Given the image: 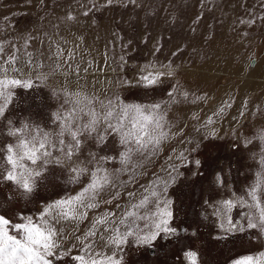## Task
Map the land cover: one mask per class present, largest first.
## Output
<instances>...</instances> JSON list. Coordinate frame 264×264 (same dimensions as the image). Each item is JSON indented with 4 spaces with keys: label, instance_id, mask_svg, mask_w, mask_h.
Segmentation results:
<instances>
[{
    "label": "rangeland",
    "instance_id": "374dc122",
    "mask_svg": "<svg viewBox=\"0 0 264 264\" xmlns=\"http://www.w3.org/2000/svg\"><path fill=\"white\" fill-rule=\"evenodd\" d=\"M261 3L262 0H136L135 4L114 0L112 5H106L105 0H43V3L40 0H2L0 3V44L5 48L4 56L11 51V41L21 46L19 56L27 59L22 47L25 38L35 34L46 40L45 33L53 35L59 30L69 42L66 49L78 45L76 60L81 59V49L85 54L83 60L95 57L92 78L99 76L98 87L102 92L108 95L118 93L128 103H159L162 111L166 109L165 118L169 122L184 127L186 137L192 143L182 144L178 142L179 138H174L165 152L149 166L150 174L141 183L152 179V172H160L165 164L171 163L166 158L175 155L170 150L172 146L177 152L195 147L189 158L199 159L202 166L198 169L181 168L184 175L178 178L170 194L176 201V223L190 226L185 235L191 238V244L189 246V240L185 239L180 247L196 251L198 264H234L245 256L256 258L264 252V235L258 229L246 227L245 212L248 209L239 203L231 211L224 209L226 199L236 201L243 197L251 203L247 193L254 186L258 189V196L264 193V165L261 164L264 157V88L249 93L244 86L246 83L264 86V78L260 77L264 66V20L258 19L253 27L239 23L240 19L264 14ZM85 11L89 13L87 16L83 15ZM68 14L76 19L68 21ZM114 33L121 38L115 40V47L110 43L114 40ZM80 36L84 37V43L78 40ZM60 43L63 45L62 40ZM158 45L161 52L152 55ZM36 47L46 50L47 44L41 46L34 41L29 50ZM105 52L109 66L100 71ZM121 55L127 61L123 69L119 67ZM2 59L0 57V61ZM253 61L256 65H251ZM20 62L18 59L17 63ZM166 63L173 65V76L152 88L133 85L121 90L116 83L118 78L132 80L146 65L161 69ZM40 71L48 72L47 62ZM152 71L149 67L148 72ZM2 78L4 74L0 73ZM65 83L64 77L55 73L49 74L43 83H34L31 89L12 88L13 102L6 116L16 127L25 123L39 124L43 130L51 131L56 127L52 123V114L61 109L63 101H69L64 105L68 108L83 106V97L65 95ZM67 91L74 89L68 86ZM168 91L172 92V97ZM184 92H188L187 98ZM198 96L205 99L198 100ZM226 102L233 106L226 108L222 115H213ZM245 102V116L241 117V105ZM194 116L200 119L194 120ZM209 116L215 123L201 132L195 131ZM213 128L215 136L211 133ZM204 132L207 139H201ZM247 141L250 142L246 144ZM7 143L15 144L16 140L7 135L4 121L0 120V148ZM117 151L118 145L110 139L101 154L113 155ZM136 159L134 156L133 161ZM23 163L25 167H34L30 161ZM104 166L110 169L120 167L116 162ZM4 167L10 165L0 159V168ZM214 175H221L226 186L215 184ZM86 182L87 177H82L80 183L72 184L65 169L50 166L30 198L18 195L11 199L10 192L22 190L15 185L0 184V213L14 221L21 213L35 217L45 202L73 195ZM261 207L264 208V196L261 197ZM253 211L258 217L259 210ZM228 218L237 226L244 225V230H222L220 224L227 228ZM86 226L87 222L81 227ZM125 258L127 264H158L161 259H166L167 264H179L180 260L174 254L166 256L164 251L150 252L148 248H129Z\"/></svg>",
    "mask_w": 264,
    "mask_h": 264
},
{
    "label": "snow or ice",
    "instance_id": "6c2138e0",
    "mask_svg": "<svg viewBox=\"0 0 264 264\" xmlns=\"http://www.w3.org/2000/svg\"><path fill=\"white\" fill-rule=\"evenodd\" d=\"M40 2L43 3V0ZM127 2L135 4L136 0ZM105 3L112 5L114 0H105ZM260 7L264 8V0ZM88 14V11L83 13L85 16ZM75 19L68 14V21ZM258 19L264 20V14L240 19L239 23L253 27ZM45 36L46 40L35 34L24 39L23 55L27 59L19 56V44L9 41L11 51L6 56L5 48L0 44V57H3L0 73L4 74V78L0 79V120L4 121L7 135L16 140L15 144L7 143L0 148V159H5L10 165L0 168V184L15 185L22 190L10 192L11 199H16L18 195L30 198L50 166L65 169L72 184L80 183L82 177H87V182L73 195L45 202L35 217L21 213L14 221L12 217L0 213V264H127L125 256L129 248L164 251L166 256L174 254L180 257L179 264H198L196 251L180 247L185 239L189 240V246L191 244V238L185 235L190 226L176 223V201L170 194L178 178L184 175L181 168L198 169L202 166L199 159L189 158L195 147L177 152L172 146L170 150L175 155L166 158L171 163L165 164L160 172H152V179L141 183L150 174L149 166L165 152L174 138H179L178 142L182 144L192 143L187 139L184 127L169 122L165 118L166 109L162 111L159 103H128L118 93L108 95L102 92L98 87L99 76L92 78L94 56L83 60L85 54L81 49V59L76 60L78 45L66 49L69 42L59 30L53 35L45 33ZM113 37L110 43L115 47V40L121 38L115 33ZM78 40L84 43L83 36ZM34 41L41 46L46 43V50L42 47L29 50ZM159 52L161 48L158 45L152 55ZM18 59L21 61L19 64ZM46 62L48 72L43 73L40 69L45 67ZM119 62L121 69L127 64L123 55L119 57ZM105 66H109L106 52L99 70L102 71ZM149 67L152 72H148ZM161 69L146 65L132 80L118 78L116 83L121 90L133 85L152 88L173 76L171 63L161 65ZM112 70L116 71L115 68ZM9 73L13 75L9 76ZM55 73L64 77L65 95L83 97V106L68 108L64 105L69 101H63L61 109L52 114V123L56 127L51 131L43 130L39 124L25 123L16 127L6 116L13 102L11 89H31L34 83H43L49 74ZM68 86L74 91L68 92ZM167 94L170 97L173 95L171 91ZM183 95L187 98L188 92ZM196 99L204 100L205 97L198 96ZM232 106L231 102H226L213 115H222L226 108ZM246 107L247 102L241 105V117L245 116L243 109ZM193 119L199 120L200 117L194 116ZM214 123L215 120L209 116L195 131L201 132V129H207L209 124ZM211 133L215 136L214 128ZM207 138L206 132L201 134V139ZM110 139L118 145V151L113 155H102ZM134 156L137 158L135 162ZM24 161H30L34 167H25ZM108 162H116L120 167H105ZM261 164L264 165V157ZM213 182L226 186L221 175H214ZM257 193L255 186L247 193L251 203L243 197H238L236 201L226 199L224 209L231 211L237 203L246 207V227L258 229L264 235V208L261 207L264 193L260 196ZM253 209L259 210L258 217ZM85 222L87 226L82 228ZM227 224L225 228L221 223L220 228L227 232H242L245 227L237 226L231 218H228ZM158 264H167V260L161 259ZM234 264H264V252L256 258L245 256Z\"/></svg>",
    "mask_w": 264,
    "mask_h": 264
},
{
    "label": "bare ground",
    "instance_id": "6f19581e",
    "mask_svg": "<svg viewBox=\"0 0 264 264\" xmlns=\"http://www.w3.org/2000/svg\"><path fill=\"white\" fill-rule=\"evenodd\" d=\"M81 43V42H80ZM81 48V47H80ZM86 57V56H85ZM100 64V63H99ZM253 65H256V61H254V64ZM100 66V65H99ZM214 68V67H213ZM251 68V67H250ZM217 69V68H216ZM219 69V68H218ZM252 69V68H251ZM224 70V69H223ZM220 71H221V69H220ZM225 71V70H224ZM230 71V70H229ZM218 72V71H217ZM221 73V72H220ZM263 74V76H260V77H263L264 78V66L262 67V70H260V74ZM224 75V74H223ZM228 75V74H227ZM252 75H253V73H252ZM230 77V76H229ZM232 77V76H231ZM230 77V78H231ZM236 77H238V76H236ZM235 77V78H236ZM244 77V76H243ZM231 79H233V78H231ZM247 79V78H246ZM260 79V78H259ZM228 80V79H227ZM236 81V80H235ZM255 81V80H254ZM260 81V80H259ZM64 82V81H63ZM250 82V81H249ZM264 82V81H263ZM235 83H238V82H235ZM242 84H244V83H240V85H242ZM257 85V84H256ZM245 87H246V90L250 93L251 91H254L255 90V92H257V91H260V90H263V88H264V86H259V85H257V86H253L252 84H248V83H246L245 85H244ZM235 87V86H234ZM233 87V88H234ZM232 91V90H231ZM228 92V91H227ZM225 93V92H224ZM259 93V92H258Z\"/></svg>",
    "mask_w": 264,
    "mask_h": 264
},
{
    "label": "water",
    "instance_id": "95a60500",
    "mask_svg": "<svg viewBox=\"0 0 264 264\" xmlns=\"http://www.w3.org/2000/svg\"><path fill=\"white\" fill-rule=\"evenodd\" d=\"M254 64V61L252 62V64L251 65H253Z\"/></svg>",
    "mask_w": 264,
    "mask_h": 264
}]
</instances>
